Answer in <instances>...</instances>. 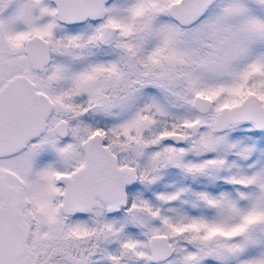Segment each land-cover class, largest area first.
Masks as SVG:
<instances>
[{
  "label": "snow or ice",
  "instance_id": "1",
  "mask_svg": "<svg viewBox=\"0 0 264 264\" xmlns=\"http://www.w3.org/2000/svg\"><path fill=\"white\" fill-rule=\"evenodd\" d=\"M0 264H264V0H0Z\"/></svg>",
  "mask_w": 264,
  "mask_h": 264
}]
</instances>
